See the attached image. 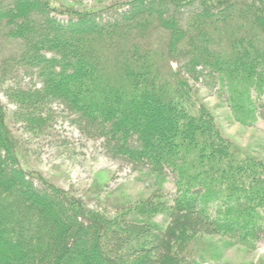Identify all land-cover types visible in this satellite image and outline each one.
<instances>
[{
  "label": "trees",
  "instance_id": "obj_1",
  "mask_svg": "<svg viewBox=\"0 0 264 264\" xmlns=\"http://www.w3.org/2000/svg\"><path fill=\"white\" fill-rule=\"evenodd\" d=\"M55 2L0 0V91L15 104L10 116L0 100V264H192L218 258L214 236L255 248L264 159L221 132L194 83L218 86L240 121H254L264 0ZM56 104L151 193L105 214L30 168L10 120L43 132Z\"/></svg>",
  "mask_w": 264,
  "mask_h": 264
},
{
  "label": "rangeland",
  "instance_id": "obj_2",
  "mask_svg": "<svg viewBox=\"0 0 264 264\" xmlns=\"http://www.w3.org/2000/svg\"><path fill=\"white\" fill-rule=\"evenodd\" d=\"M58 9L96 8L120 6L129 0H55ZM60 19L66 16L58 15ZM30 84L33 78L22 77ZM211 84V83H210ZM204 103L213 113L221 132L247 151L264 159V98L253 122L240 121L228 103L226 96L201 79L194 83ZM2 86H0L1 88ZM4 110L12 116L14 102L0 91ZM44 116V115H43ZM43 132L29 130L18 119L10 120L12 132L19 138L20 150L30 168L40 171L59 187L70 191L91 209L113 214L110 203L135 200L151 193L150 180L142 179L124 159L110 155L93 130L79 123L78 119L54 105ZM150 181V182H149ZM172 178L166 190H172ZM207 243L217 247V259L199 261L196 256L192 264H264V236L256 247L248 249L242 245L224 246L220 237L208 238ZM196 259H198L196 261ZM196 261V262H195Z\"/></svg>",
  "mask_w": 264,
  "mask_h": 264
}]
</instances>
